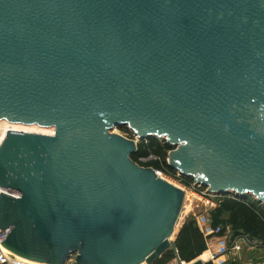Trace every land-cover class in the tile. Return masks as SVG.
<instances>
[{"label":"water","instance_id":"1","mask_svg":"<svg viewBox=\"0 0 264 264\" xmlns=\"http://www.w3.org/2000/svg\"><path fill=\"white\" fill-rule=\"evenodd\" d=\"M0 120L53 129L0 141L3 247L47 264L176 254L185 192L131 155L163 138L180 176L264 207V0H0Z\"/></svg>","mask_w":264,"mask_h":264},{"label":"trees","instance_id":"2","mask_svg":"<svg viewBox=\"0 0 264 264\" xmlns=\"http://www.w3.org/2000/svg\"><path fill=\"white\" fill-rule=\"evenodd\" d=\"M171 146L157 138H148L138 143V148L131 155V159L142 166H150L155 170L176 177V171L167 164V154ZM148 155L157 156L158 159L148 162H141L140 157ZM177 178L187 186L193 182L192 179L184 176ZM221 226L217 236H223L227 227L232 232V239L248 236L258 240L260 246H264V207L255 203L254 200H244L237 197L224 196L219 199L218 205L211 211V227ZM213 235L205 236L198 227L195 219H186L179 228L174 240L177 253L172 250L165 251L151 264H164L178 256L184 262H191L200 256L206 249V240ZM203 264H211L207 261Z\"/></svg>","mask_w":264,"mask_h":264},{"label":"rangeland","instance_id":"3","mask_svg":"<svg viewBox=\"0 0 264 264\" xmlns=\"http://www.w3.org/2000/svg\"><path fill=\"white\" fill-rule=\"evenodd\" d=\"M27 127H38V130H34L35 133H40L41 134H46L48 131H51L52 128H43V127H39V126H35V125H26ZM23 127L22 125L19 126ZM35 128V129H36ZM40 128V129H39ZM40 130V132H39ZM53 130V129H52ZM3 131V126L0 123V137H1V133ZM43 131H46V133H43ZM111 132L114 133H118L121 134L127 138L133 139V140H137L136 136L130 131L128 130L126 127H114ZM50 133V132H48ZM157 140L164 142L163 138H157ZM158 171V170H156ZM159 173H157L159 176L163 177L164 179H166L167 181L173 183L174 185L182 188L184 190V192L186 193V197H185V201H184V206L181 210V213L179 215L176 227L177 229V233L179 231L180 225L188 218H193L195 219L198 227L200 226L201 229L203 230V232H208L211 228V226L209 227V225H211V211L210 209H208L205 206V200L203 198L200 197L199 191L202 189L200 185L195 184L194 182L191 183L190 186L185 185L184 183H182L177 176H180L178 174V172H176V177H172L170 175H167L163 172L158 171ZM232 197V196H230ZM222 198V197H220ZM248 200H253L251 197L247 198ZM256 203V202H255ZM175 227V228H176ZM199 227V228H200ZM200 229V231H201ZM176 233V235H177ZM210 235V238H208L206 240V245H207V249H209V253L207 255H205V257L203 256V262H207L210 261L211 264H215V262L217 261L216 259L220 256H225L226 253H232L231 255H229V258L226 257H222L220 258L221 260H223V262L219 263V264H244V262H250V260H253V262L255 261L256 257H260L262 259L261 262H264V247H261L259 244H254L252 247L253 248H249L248 246H250L248 244L247 247L243 248L244 244L241 245L242 250L239 251H235L232 247V245L235 243V241H233L231 235L232 232L230 230V228H226L225 233L223 236H217L215 233H212ZM176 236L174 237L173 240H175ZM236 242H241V240L237 239ZM206 249V250H207ZM171 250V249H168ZM218 252V254L216 255V253ZM238 257H233V255ZM252 254V255H251ZM242 257H241V256ZM232 258H235V261H232ZM199 259V256L198 258ZM200 259V260H202ZM245 260L243 262H241L242 260ZM205 260V261H204ZM172 264H178L176 257H174L173 259H171L169 261ZM169 262L164 263V264H170ZM190 262H184V264H189ZM66 264H74V257H70V259L66 262ZM143 264H147L146 262H144ZM151 264V263H150ZM248 264V263H246Z\"/></svg>","mask_w":264,"mask_h":264},{"label":"built area","instance_id":"4","mask_svg":"<svg viewBox=\"0 0 264 264\" xmlns=\"http://www.w3.org/2000/svg\"><path fill=\"white\" fill-rule=\"evenodd\" d=\"M158 159L157 156H154V155H148L146 157H140L139 160L143 163L145 162H148V161H151V160H156ZM157 173H159L158 171H156ZM202 189L199 191V194H200V197L203 198L206 202H205V206L210 209V210H213L217 207L218 205V201L220 199V197H224L225 195H213V194H210L207 192L206 188L204 187H201ZM228 196V195H226ZM185 197H186V193H185V196H184V201H185ZM184 201H183V206H184ZM183 208V207H182ZM211 225H209L210 227ZM200 227V226H199ZM229 227H227L228 229ZM201 229V227H200ZM210 230L208 232H203V230L201 229V231L203 232V234L205 236H208L212 233H215V234H218L221 230V226H217L215 228H209ZM7 234V230H1L0 229V243L3 242L5 236ZM239 239L241 240L242 242H247L249 245H254V244H260V242L258 240H255V239H251L249 238L248 236H242V237H239V238H236L235 240V243L232 245L233 249L235 251H239L242 249L241 247V244L239 242H236V240ZM6 248L3 247L1 244H0V264H21L19 262H17L14 257L8 255L6 253Z\"/></svg>","mask_w":264,"mask_h":264},{"label":"bare ground","instance_id":"5","mask_svg":"<svg viewBox=\"0 0 264 264\" xmlns=\"http://www.w3.org/2000/svg\"><path fill=\"white\" fill-rule=\"evenodd\" d=\"M0 123H1V125L3 126V131H2V133H1V137H0V141L2 140V138H3V136H4V134H5V132L8 130V129H11V130H15V131H24V132H33V133H35V131L34 130H38L36 127H27L26 125H22V124H11V123H8L7 121H5V120H0ZM23 126V127H20L19 128V126ZM32 126V125H31ZM36 126V125H35ZM36 128V129H35ZM34 129V130H33ZM40 129V128H39ZM39 132H40V130H39ZM48 132H50V133H48ZM47 133H46V131H43V133H46V134H52L53 133V130L51 129V131H48ZM41 133V132H40ZM2 189L0 188V191H1ZM177 227L175 228V230H174V232H173V234L170 236V238H169V240L170 241H173V239H174V237L176 236V233H177ZM209 250H206L202 255L203 256H205V255H207L209 252H208ZM6 253L8 254V255H10V256H12V257H14V259L17 261V262H19V263H21V264H47V263H42V262H35V261H32V260H29V259H26V258H23V257H20V256H18V255H16V254H14V253H12L11 251H9L8 249L6 250ZM144 262H142L141 264H143Z\"/></svg>","mask_w":264,"mask_h":264},{"label":"crops","instance_id":"6","mask_svg":"<svg viewBox=\"0 0 264 264\" xmlns=\"http://www.w3.org/2000/svg\"><path fill=\"white\" fill-rule=\"evenodd\" d=\"M241 245L242 244H244V246H243V248H245V247H247L248 246V243L247 242H239ZM253 245H250V246H248L249 248H253L254 249V247H252ZM261 247H264V246H261ZM207 250H209V249H207ZM242 250V249H241ZM206 251V250H205ZM204 251V252H205ZM203 252V253H204ZM202 253V254H203ZM200 255L199 256V259H202V257H203V255ZM218 254V252L216 253V255ZM232 253H226V255L224 256H220V257H218L216 260V262H215V264H219V263H221V262H223V260H221L220 258L222 257V259H223V257H226V258H229V255H231ZM238 255L239 254H237V256H235V255H233V257H238ZM252 255V254H251ZM241 256V255H240ZM205 257V256H204ZM242 257V256H241ZM198 258V257H197ZM202 261H203V259H202ZM205 261V260H204ZM232 261H235V258H232ZM243 261H245L244 259L241 261V262H243ZM262 261V259L258 256V257H256V259H255V261L253 262V260H250V262H244V264H246V263H248V264H264V262H261ZM170 263V262H169ZM170 264H172V263H170Z\"/></svg>","mask_w":264,"mask_h":264}]
</instances>
